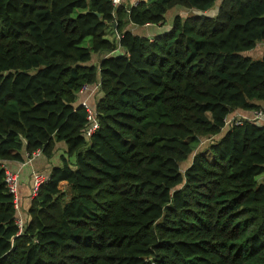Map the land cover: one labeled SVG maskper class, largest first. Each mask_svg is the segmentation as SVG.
Wrapping results in <instances>:
<instances>
[{
    "label": "trees",
    "instance_id": "obj_1",
    "mask_svg": "<svg viewBox=\"0 0 264 264\" xmlns=\"http://www.w3.org/2000/svg\"><path fill=\"white\" fill-rule=\"evenodd\" d=\"M176 6L169 30L128 29ZM263 42L264 0H0V264H264V125L181 168L231 113L263 109L264 53L245 55ZM98 83L88 138L77 99ZM57 142L19 233L3 164Z\"/></svg>",
    "mask_w": 264,
    "mask_h": 264
},
{
    "label": "crops",
    "instance_id": "obj_2",
    "mask_svg": "<svg viewBox=\"0 0 264 264\" xmlns=\"http://www.w3.org/2000/svg\"><path fill=\"white\" fill-rule=\"evenodd\" d=\"M138 0L132 1L131 5H134ZM186 9L181 6H176L169 10L167 13V20L165 25H146V26H137V25H129L128 29L132 30L136 34L140 35H147V36H153L156 33L163 32L166 30H169L172 26L173 20L177 15H182L183 12H185ZM193 13L197 14H207L210 16H215L218 13V6H215L209 11L206 12H200L197 10H193ZM264 53V42L259 43L257 47L253 50L245 52V55L252 56L254 58H260L262 57ZM105 55L101 54H94L93 59L91 60V64H98L101 59ZM101 97V94L99 91L94 94H90L89 92H83L79 93L77 104L82 105L83 101L88 100L91 104H96V101ZM263 110H264V104H263ZM255 110H243V109H237L231 115L229 118L233 117H239L243 118L245 120H251L254 116ZM259 125H264V118H262L259 122ZM228 128V126H226ZM65 143L64 142H57L55 145V151L51 158H47L45 155H40L39 157H36L33 159L31 163H26V158L24 161H8V165L14 172H17L19 175V197L22 204L23 212L28 208L31 202V185H32V172L33 171H41L45 174L50 173L52 167L59 165L62 155L65 153ZM258 179L261 182H264V174H261Z\"/></svg>",
    "mask_w": 264,
    "mask_h": 264
},
{
    "label": "built area",
    "instance_id": "obj_3",
    "mask_svg": "<svg viewBox=\"0 0 264 264\" xmlns=\"http://www.w3.org/2000/svg\"><path fill=\"white\" fill-rule=\"evenodd\" d=\"M139 1V0H138ZM147 1V0H144ZM113 7H118L123 4L124 0H111ZM137 3V2H136ZM135 3V4H136ZM134 4V5H135ZM120 37V35H117ZM100 84H86L82 87L80 93L89 92L90 94L97 93L99 91ZM82 105L87 110V121L88 125L85 128V133L88 138H90L93 133L99 128L100 122L98 119V114L96 111V107L94 104H91L88 100L83 101ZM264 118V110L257 109L254 111V116L251 121H254L258 124V122ZM232 118L227 119L226 125H239L242 124L245 119H237L234 122H231ZM42 155V149H37L32 153H26V163H31L33 159ZM3 168L5 170V181L9 188V191L14 194V208L17 212L16 223L19 227V233H21L25 226V216L22 209L21 200L19 197V175L17 172L11 170L8 165V162L3 164ZM48 179V174H45L41 171H33L32 172V185H31V194L30 197L33 198L38 194L39 188L42 184H44Z\"/></svg>",
    "mask_w": 264,
    "mask_h": 264
},
{
    "label": "rangeland",
    "instance_id": "obj_4",
    "mask_svg": "<svg viewBox=\"0 0 264 264\" xmlns=\"http://www.w3.org/2000/svg\"><path fill=\"white\" fill-rule=\"evenodd\" d=\"M132 1H134V0H124V3H126V4H131ZM184 13H186V11H185ZM108 36H109V38H114L112 35H109V34H108ZM90 43H91V38H90V37H87V38L85 39V41L83 42V44H84L85 46H90ZM237 119H242V120H243V118L233 117V118L231 119V122H234V121L237 120ZM231 126H232V125H231ZM228 127H230V125H228ZM227 129H228V128H225V130H223V132H221L220 134H218V135H216V136H213V137H201V138L199 139V141L197 142V144L195 145L194 153H193L192 155H190V157H189L184 163H182V165H181L182 171H185L186 168L191 164V162H192V160H193V157H194V155H195L197 152H199L200 150H202L205 146H207L208 144H210L213 140H218V139H220L221 137H223L224 134H225V132L227 131Z\"/></svg>",
    "mask_w": 264,
    "mask_h": 264
}]
</instances>
